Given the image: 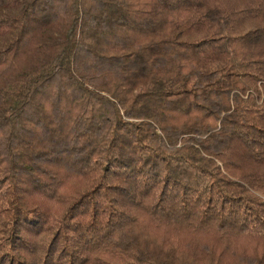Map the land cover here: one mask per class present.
I'll return each instance as SVG.
<instances>
[{"label": "trees", "instance_id": "obj_1", "mask_svg": "<svg viewBox=\"0 0 264 264\" xmlns=\"http://www.w3.org/2000/svg\"><path fill=\"white\" fill-rule=\"evenodd\" d=\"M0 264H264V0H0Z\"/></svg>", "mask_w": 264, "mask_h": 264}, {"label": "rangeland", "instance_id": "obj_2", "mask_svg": "<svg viewBox=\"0 0 264 264\" xmlns=\"http://www.w3.org/2000/svg\"><path fill=\"white\" fill-rule=\"evenodd\" d=\"M243 243V242H242ZM240 244V243H239Z\"/></svg>", "mask_w": 264, "mask_h": 264}]
</instances>
